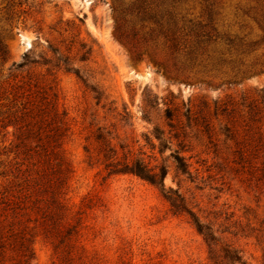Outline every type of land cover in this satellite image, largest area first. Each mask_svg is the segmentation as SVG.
<instances>
[{"label":"rangeland","instance_id":"obj_1","mask_svg":"<svg viewBox=\"0 0 264 264\" xmlns=\"http://www.w3.org/2000/svg\"><path fill=\"white\" fill-rule=\"evenodd\" d=\"M16 2L21 7L16 8L13 30L5 31L9 58L4 70L7 73L14 62H22L30 53L40 62L29 63L17 72L43 74L58 83L74 124V135L66 146L76 170L71 201L77 208L87 195L100 199L86 219L84 243L91 253L106 264H210L203 234L188 214L173 213L160 186L133 174L107 176L102 165L89 163L84 149L86 136L97 126H104L113 132L116 144H128L136 153L142 151L151 164H166V187L179 190L217 236L242 249L247 264H264V238L257 235L264 226V193L256 186L251 169L235 171L224 166L228 158H234L236 143L227 141L219 125L220 110H215L229 97L239 102L247 97V104L251 99L261 101L264 72L253 73L235 84L187 83L182 78L192 69L176 61L161 43L154 46L149 36L144 39L140 35L138 40L143 42H139L138 51L115 37L114 0ZM239 3L242 10L229 9L230 21H236L235 28L247 41H256L255 56H260L264 49V17H260L261 10L259 16L253 10L248 16L247 0ZM7 4L0 0L1 7ZM186 4L192 11L200 10V0H187ZM120 10L132 12L127 4ZM81 43L88 44L85 49L92 48L86 61L80 60L78 53ZM50 45L70 55L82 78L63 68L48 75L47 66L41 62L43 56H54ZM70 46L73 50L69 53ZM90 86L104 92L100 104ZM205 103L214 113L215 133L210 135L204 127L190 123V145L182 154L190 162L192 174H184L171 155L177 148L176 141L161 152L155 128H161L165 138H170L173 131L166 117L167 108L186 113L190 105L194 112H200ZM35 249L33 264H54L53 250L43 238L37 239Z\"/></svg>","mask_w":264,"mask_h":264},{"label":"trees","instance_id":"obj_2","mask_svg":"<svg viewBox=\"0 0 264 264\" xmlns=\"http://www.w3.org/2000/svg\"><path fill=\"white\" fill-rule=\"evenodd\" d=\"M3 1L8 4L0 6V264H33L38 238L50 244L54 264H106L84 243L88 213L100 199L87 195L77 208L71 201L76 170L66 146L74 135V124L57 81L43 74L17 72L29 63L40 62L30 53L25 54L22 62H14L5 73L4 64L9 58L5 31L12 32L16 8L21 3ZM239 2L200 0V10L195 12L187 6V0H129L127 3L114 0V34L131 50H141L140 35L144 39L149 36L154 46L161 43L176 61L192 69L191 74L182 78L187 83L235 84L253 73L264 72V49L260 56H255L256 41H247L235 28L236 21H230L231 7L237 12L242 10ZM247 2L248 16L251 10L259 16L261 10L260 17H264V0ZM123 4L132 12H122ZM127 15L131 17L126 18ZM87 46L81 43L78 49L82 61L92 54L91 47L85 49ZM50 47L54 56H43L41 62L47 66L48 75L53 76L54 69L63 68L82 78L70 55ZM68 49L69 53L73 50L72 46ZM90 87L100 104L105 98L104 92L97 86ZM259 95L261 101L251 99L248 104L247 97L243 98L244 102L229 97L216 105L215 110H220L219 125L224 128L227 141L236 143L234 158H228L224 166L235 171L251 169L249 173L256 180V186L264 193V89ZM186 111L167 108L166 117L173 133L165 138L164 131L156 127L155 135L160 140L161 152L176 141L177 148L171 154L176 167L184 174H192L191 164L182 154L190 145V123L204 127L210 135L215 133V123L207 103L200 112H194L190 105ZM226 146L230 148L229 144ZM84 149L89 163L102 165L107 176L133 174L160 186L173 213L188 214L203 234L209 246L210 264H247L242 249L217 236L179 190L166 187V164H151L141 155L142 151L136 153L128 144H116L113 132L104 126L90 130ZM233 163L236 168L231 166ZM257 235L264 238V226Z\"/></svg>","mask_w":264,"mask_h":264},{"label":"bare ground","instance_id":"obj_3","mask_svg":"<svg viewBox=\"0 0 264 264\" xmlns=\"http://www.w3.org/2000/svg\"><path fill=\"white\" fill-rule=\"evenodd\" d=\"M29 41V40H28Z\"/></svg>","mask_w":264,"mask_h":264}]
</instances>
